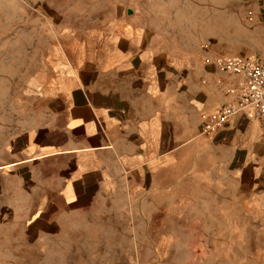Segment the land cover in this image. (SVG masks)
<instances>
[{"label":"crops","instance_id":"0c3cea01","mask_svg":"<svg viewBox=\"0 0 264 264\" xmlns=\"http://www.w3.org/2000/svg\"><path fill=\"white\" fill-rule=\"evenodd\" d=\"M47 64L19 92L17 125L2 123L0 210H14L23 232L6 227L0 258L98 249L100 236L83 231L82 221L99 203L122 194L161 201L205 168L217 175L236 161L246 167V199L264 222L262 123L241 111L215 134L200 132L203 112L237 99L236 85L226 91L227 74L156 51L131 23Z\"/></svg>","mask_w":264,"mask_h":264},{"label":"rangeland","instance_id":"374dc122","mask_svg":"<svg viewBox=\"0 0 264 264\" xmlns=\"http://www.w3.org/2000/svg\"><path fill=\"white\" fill-rule=\"evenodd\" d=\"M120 23L172 56L264 55V0H0V160L2 123L17 125L20 90L37 72L45 75L51 55L83 53ZM240 164L217 175L205 168L161 201L122 194L99 203L82 221L83 231L100 236L98 249L58 256L27 250L0 264H264V222L246 199ZM12 211L0 210V230L20 234Z\"/></svg>","mask_w":264,"mask_h":264},{"label":"built area","instance_id":"2783aa9c","mask_svg":"<svg viewBox=\"0 0 264 264\" xmlns=\"http://www.w3.org/2000/svg\"><path fill=\"white\" fill-rule=\"evenodd\" d=\"M252 18V11H249ZM202 61L213 66L230 78L227 93L234 91L237 99L226 102L214 111L203 112L200 119V132L211 136L223 129L239 112H249L251 118L262 123L264 132V55L261 57H234L223 54H205Z\"/></svg>","mask_w":264,"mask_h":264},{"label":"bare ground","instance_id":"6f19581e","mask_svg":"<svg viewBox=\"0 0 264 264\" xmlns=\"http://www.w3.org/2000/svg\"><path fill=\"white\" fill-rule=\"evenodd\" d=\"M34 231V230H33Z\"/></svg>","mask_w":264,"mask_h":264}]
</instances>
